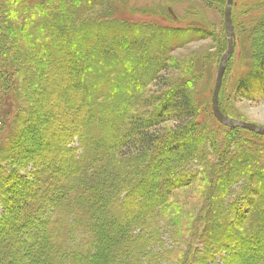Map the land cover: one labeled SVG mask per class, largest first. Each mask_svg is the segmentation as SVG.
I'll list each match as a JSON object with an SVG mask.
<instances>
[{
  "label": "trees",
  "instance_id": "trees-1",
  "mask_svg": "<svg viewBox=\"0 0 264 264\" xmlns=\"http://www.w3.org/2000/svg\"><path fill=\"white\" fill-rule=\"evenodd\" d=\"M181 34L118 17L106 0H0V94L14 108L0 161L34 170L3 179L13 195L0 200V264H124L142 245L132 232L167 207L173 175L204 171L206 214L188 243L222 264H264V146L242 135L264 136L201 118L183 81L159 77ZM240 86L264 95V49ZM242 200L256 207L243 228L231 216Z\"/></svg>",
  "mask_w": 264,
  "mask_h": 264
},
{
  "label": "rangeland",
  "instance_id": "rangeland-1",
  "mask_svg": "<svg viewBox=\"0 0 264 264\" xmlns=\"http://www.w3.org/2000/svg\"><path fill=\"white\" fill-rule=\"evenodd\" d=\"M106 1L114 8L118 17L130 22H147L155 28L161 26L182 33V38L165 51V68H161L158 75L171 86L183 81L196 105L197 114L201 118L205 116L203 119H206L212 113L211 96L216 73L220 59L227 49L223 15L226 0ZM92 11L93 14L99 13L103 11L102 6L93 7ZM231 24L235 42L233 53L223 73L218 94L219 108L230 117L264 127V95L252 92L244 94L240 86L242 80L258 68L259 55L264 49V0H233ZM158 85L150 86L154 91L160 89ZM11 102L7 92L6 95L0 94V143L7 135L8 125L14 121L11 113L14 108ZM173 123L168 121L162 126L168 130L174 126ZM38 136L35 134V139H39ZM242 136L247 141L264 146V139L251 137V135ZM6 142L5 140V144L1 143L0 146L5 148L4 150L8 149ZM6 155L7 153L2 154L0 158ZM50 160L51 158L46 163L49 164ZM52 160H54L53 157ZM56 160L58 162L59 158L57 157ZM58 164L57 171L63 174L65 164H62V161ZM163 168L164 163L161 162L157 169L162 171ZM31 171H34L31 167L26 172L13 166L7 168L6 164L0 161V200L4 199L3 193L7 196L13 195L9 189H6L7 191L1 189L3 179L12 176L13 181L16 179L19 182L27 181V173ZM45 171L47 175L49 169ZM206 174L204 171L203 174H199L200 176L197 175L198 179L195 176L191 181H187L181 173L173 175L171 180L173 188L170 189L167 207L155 209L147 214V218L140 222V227L132 232V236H138V240L141 239L142 245L141 247L133 246L135 247L133 250L132 247L129 248L132 252L123 256L124 264H222L223 253L218 254V251L214 250L207 252L203 244L197 241L192 240L188 243L192 236H189L190 228L200 219L202 222L206 214L203 207L208 191ZM16 188L21 189L19 186ZM41 189V186L31 189L29 197H36ZM66 190V187L58 188L53 195V202L65 195ZM253 196L257 199V195ZM231 197L230 195L225 201L232 203ZM26 201L24 196L18 207L24 208ZM234 202L231 216L235 217L234 221H238L243 228L256 207L250 206L246 200ZM2 212L0 203V215ZM151 228H153L152 231ZM190 232L193 233V231ZM29 236L31 237V234ZM21 242L19 239L18 245L22 244ZM260 252L264 253V249H260ZM244 255L246 257L247 253L244 252Z\"/></svg>",
  "mask_w": 264,
  "mask_h": 264
},
{
  "label": "water",
  "instance_id": "water-1",
  "mask_svg": "<svg viewBox=\"0 0 264 264\" xmlns=\"http://www.w3.org/2000/svg\"><path fill=\"white\" fill-rule=\"evenodd\" d=\"M232 1L233 0H226L224 10H223L224 30H225L226 39H227V49L222 55L220 62H219L218 69H217L215 83H214L212 96H211V109H212L213 116L219 123L225 126H228L230 128H234V127L243 128L251 132H254L256 134H259L261 136H264L263 126H260L252 122L230 117L224 114L219 108L218 94H219V90H220L221 83H222L223 73L225 70L226 63L228 62L229 58L231 57L233 53L234 42H235L234 41V31H233V27L231 24Z\"/></svg>",
  "mask_w": 264,
  "mask_h": 264
}]
</instances>
